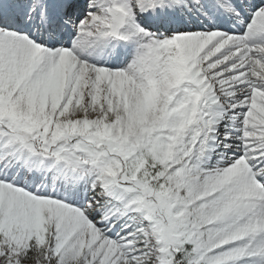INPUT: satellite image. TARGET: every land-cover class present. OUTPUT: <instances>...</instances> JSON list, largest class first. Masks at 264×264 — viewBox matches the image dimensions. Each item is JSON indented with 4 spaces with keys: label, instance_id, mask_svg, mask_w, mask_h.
<instances>
[{
    "label": "snow or ice",
    "instance_id": "6c2138e0",
    "mask_svg": "<svg viewBox=\"0 0 264 264\" xmlns=\"http://www.w3.org/2000/svg\"><path fill=\"white\" fill-rule=\"evenodd\" d=\"M0 264H264V0H0Z\"/></svg>",
    "mask_w": 264,
    "mask_h": 264
}]
</instances>
